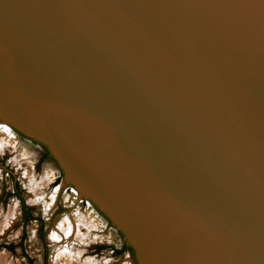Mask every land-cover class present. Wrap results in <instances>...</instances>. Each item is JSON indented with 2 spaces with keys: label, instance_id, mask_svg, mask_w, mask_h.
Returning <instances> with one entry per match:
<instances>
[{
  "label": "water",
  "instance_id": "95a60500",
  "mask_svg": "<svg viewBox=\"0 0 264 264\" xmlns=\"http://www.w3.org/2000/svg\"><path fill=\"white\" fill-rule=\"evenodd\" d=\"M0 125L137 264H264V0H0Z\"/></svg>",
  "mask_w": 264,
  "mask_h": 264
},
{
  "label": "rangeland",
  "instance_id": "374dc122",
  "mask_svg": "<svg viewBox=\"0 0 264 264\" xmlns=\"http://www.w3.org/2000/svg\"><path fill=\"white\" fill-rule=\"evenodd\" d=\"M77 193L44 146L0 125V257L9 264H137L122 235ZM61 230L73 234L52 242Z\"/></svg>",
  "mask_w": 264,
  "mask_h": 264
},
{
  "label": "bare ground",
  "instance_id": "6f19581e",
  "mask_svg": "<svg viewBox=\"0 0 264 264\" xmlns=\"http://www.w3.org/2000/svg\"><path fill=\"white\" fill-rule=\"evenodd\" d=\"M69 224V223H68ZM74 232V231H73ZM71 233H72V231H70L67 235L66 234H64L63 233V231L61 230V231H55L54 233H53V240H52V242L54 241L55 243H61V241L63 242V241H67V240H69V238L71 237ZM73 234V233H72ZM65 239V240H64ZM0 264H9L8 262H7V259L4 257V256H2V257H0Z\"/></svg>",
  "mask_w": 264,
  "mask_h": 264
},
{
  "label": "trees",
  "instance_id": "16d2710c",
  "mask_svg": "<svg viewBox=\"0 0 264 264\" xmlns=\"http://www.w3.org/2000/svg\"><path fill=\"white\" fill-rule=\"evenodd\" d=\"M15 195H16V197L21 201V199H20V197H19V195L17 194V192H15ZM21 206H22V209H23V215H24V217L25 218H27V212H25V207H24V205L22 204V201H21ZM126 246V245H125Z\"/></svg>",
  "mask_w": 264,
  "mask_h": 264
}]
</instances>
